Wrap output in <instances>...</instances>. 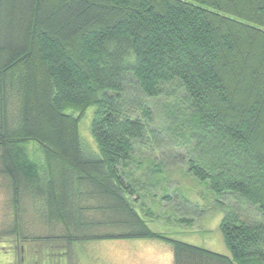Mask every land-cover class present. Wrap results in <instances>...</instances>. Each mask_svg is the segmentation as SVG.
<instances>
[{
    "label": "trees",
    "instance_id": "1",
    "mask_svg": "<svg viewBox=\"0 0 264 264\" xmlns=\"http://www.w3.org/2000/svg\"><path fill=\"white\" fill-rule=\"evenodd\" d=\"M91 106L93 153L80 133ZM170 145L212 192L233 195L227 254L152 228L138 205L164 177L146 153ZM0 175V257L13 264L32 236L27 208L61 226L32 237L58 241L47 264H67L76 241L134 237L169 240L181 264H264V0H0ZM161 188L194 212L182 188ZM243 203L259 218L243 219Z\"/></svg>",
    "mask_w": 264,
    "mask_h": 264
},
{
    "label": "rangeland",
    "instance_id": "2",
    "mask_svg": "<svg viewBox=\"0 0 264 264\" xmlns=\"http://www.w3.org/2000/svg\"><path fill=\"white\" fill-rule=\"evenodd\" d=\"M172 89L173 87L168 90L167 97H160L159 99L165 100L169 97H176V94L172 93ZM176 93L178 96L180 92L177 91ZM93 110V106L89 107L80 121V133L87 146L86 149L92 153L98 151L97 143L90 133V122L93 116ZM187 155L188 152L186 151V148L184 149L175 145L163 146L160 152L156 150L154 152L146 153V156H150L147 158L155 159L156 162L163 160L164 177L157 176L160 178L161 184L152 187L151 193L148 192L144 194L142 198H139L138 205L142 206L144 213H146V210L151 211V216L146 215V217L152 228L164 230L169 233L174 227H176L179 231L174 230L171 235L176 236L177 238H185L186 240L193 242H204L205 244H210L212 247L220 249L221 244L222 247L225 246L223 235L220 230V222L224 214V209L227 206L226 204H233L235 202L234 197L229 193L223 196L216 195L206 183L200 182L190 174L185 166V161L188 158ZM144 157L145 155L139 158L142 159L143 162L148 163L149 160ZM139 158H137L138 161ZM138 161L134 162V166L137 169V173L141 174L144 169L142 170L138 167ZM1 176L2 175H0V178ZM166 178H169L170 181ZM162 184L168 185V194L174 193L176 187L182 188L186 196L192 202L197 203V206L194 207V212L191 213L187 210L184 211V206L179 203L181 202L180 199H173L172 202L164 200L163 195L167 194V191L161 188ZM162 193L164 194L162 195ZM220 200L223 201L224 204L221 203ZM7 210L8 196L3 195L0 192V228L3 227L7 219ZM33 214H35V212H32L31 209L27 208L25 214L22 216V219L24 218V227L27 228V234L32 235L30 236L31 239H28L29 241H26V243L23 244L27 249L23 264H47V248L51 245H55L56 248H59L56 244L58 241L47 240V238L33 240L32 237L38 233L55 234L54 232L61 229V226L59 223H47L46 227V225L39 220L38 216L37 218H34ZM241 215L243 219L248 221L259 218L257 208L248 203H243ZM183 216L194 217L195 222L192 225L178 223V217ZM9 225L10 221L8 220L7 226ZM0 239L8 240L9 238ZM4 244L5 241L1 240L0 245ZM72 246L75 247L76 245L70 243V247ZM75 252H77V250H75ZM55 254L57 253L55 252ZM12 262L13 260L10 259V254L8 252L7 254H2L0 257V264H13ZM73 262L76 263L77 261L74 260Z\"/></svg>",
    "mask_w": 264,
    "mask_h": 264
},
{
    "label": "crops",
    "instance_id": "3",
    "mask_svg": "<svg viewBox=\"0 0 264 264\" xmlns=\"http://www.w3.org/2000/svg\"><path fill=\"white\" fill-rule=\"evenodd\" d=\"M0 192L10 196L7 182L2 176L0 178ZM13 212L11 207L10 222ZM168 234L172 238L171 233ZM178 239L208 250L227 254V250L225 246L222 247V244L220 249H217L204 242H193L185 238ZM73 244L77 247H69L70 250L66 256L67 264H181V259L176 256L173 243L159 237L92 239L76 241ZM74 260L77 262H73Z\"/></svg>",
    "mask_w": 264,
    "mask_h": 264
}]
</instances>
